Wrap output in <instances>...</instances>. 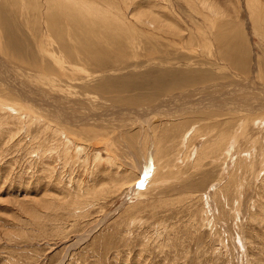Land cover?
<instances>
[{
  "label": "rangeland",
  "instance_id": "1",
  "mask_svg": "<svg viewBox=\"0 0 264 264\" xmlns=\"http://www.w3.org/2000/svg\"><path fill=\"white\" fill-rule=\"evenodd\" d=\"M222 2L233 7V13L234 6L226 0ZM237 2L235 6L239 7V11L231 17L237 23L236 33L244 41L241 42L242 60L246 67L239 73L249 78L252 71L256 74L264 70V46L258 32L249 22L244 0ZM22 5L21 0H0L2 51L18 64L21 62V66H29L32 62L30 67H36L37 71L43 70L52 78L60 75L63 77L62 84L69 86L66 89L74 90L78 95L83 91L81 86L87 84L88 89L84 90L94 92L93 99L98 103L93 108L100 110L103 107L101 111L104 113L107 109L113 114L120 109L125 112L134 109L138 105L135 104L136 100L146 103L145 107H153L167 95L187 92L198 86V80L201 81L204 74L196 71L213 69V64L205 60L204 52L196 41L182 49L161 48V52L150 56L151 53L146 52L150 48L147 46H166V43L160 40L148 43L145 38H141L139 54L127 56L125 60L127 65L139 63L140 70H126L104 80H97V77L93 82L79 73L75 79H83L71 87L70 80L73 77H64V72L60 74L58 70L63 68L53 60L58 55L55 53L57 49L42 55L37 49L32 52V47H28L25 42V34L22 32V35L16 25V11H20ZM185 10L181 8L183 16L188 15ZM124 36L120 40L125 41L130 35ZM193 49L200 52L196 53ZM110 53L108 55L114 57L113 51ZM172 59H176L174 63L188 62L192 69L186 75L178 73L173 77L162 76L157 71L148 72L161 61L172 62ZM73 66H65V73L70 74ZM218 79L220 76L215 81ZM27 83L29 88L35 84L32 81ZM8 92L0 85V100L10 99L8 101L14 103L19 99L13 95V91ZM157 94L159 96L151 99ZM145 96L150 99H145ZM133 100L135 105L130 106ZM167 107L160 110L154 108L155 111L157 109V117L152 123L157 139L158 172L151 177H148L147 169L146 175H142L141 168L144 167L141 155L152 151L151 144L146 151L143 150L147 144L146 126L141 121L131 122L133 116L128 113L123 117L115 116L118 120L126 119L128 127L123 126L124 123L119 126L109 121L107 129L94 128L86 136L89 143L75 140L79 143L78 148L73 143L75 150H72L76 154L77 149L81 150L79 156L73 152V159H67L63 157L65 152L56 155L57 151L53 155L42 156L50 143L55 145L56 142V147L59 145L60 140L57 141L56 135L41 131V126L34 125L22 110L21 116L20 111L15 114L10 108L4 111L0 109V264H264V171L255 176L247 173L246 169L251 167L245 165L244 160L250 152L257 151L259 145L264 152V138L259 139L260 143L251 144L249 140L252 137L242 131L244 127H240L238 133L242 134L238 142L241 147L238 148L237 143L234 148L236 152L233 150L235 157L241 156L239 164L233 165L230 158V166L223 160L216 164L210 158L204 163L207 168L203 171L195 167L190 143H181L182 136L191 129L192 121L169 122L164 116L168 114ZM18 115L23 120H16ZM259 121L261 124L258 127L264 128L262 121ZM25 124H32V128H26ZM198 131V128H192L188 138L200 135ZM195 145L201 149L202 142L196 140ZM39 151L41 153L37 156L36 152ZM223 162L229 171H233L234 178L219 183V179L226 175L220 167ZM153 163L152 158V166ZM260 168L263 169V166ZM54 169L57 174H54ZM116 172L123 173L127 179L122 176L120 179L116 175L110 180ZM62 178L65 179L63 182ZM76 183L80 185L81 191L72 188ZM237 183L241 186L239 184L238 187ZM237 188L241 189L239 193ZM93 196L90 204L93 208L88 209L86 214H78L77 218L67 216L66 225L63 222L55 223L51 218L61 207L75 214L82 202ZM37 215L41 219H37ZM62 215L66 216L65 213Z\"/></svg>",
  "mask_w": 264,
  "mask_h": 264
},
{
  "label": "bare ground",
  "instance_id": "2",
  "mask_svg": "<svg viewBox=\"0 0 264 264\" xmlns=\"http://www.w3.org/2000/svg\"><path fill=\"white\" fill-rule=\"evenodd\" d=\"M21 1L23 4L21 10L16 11L18 14L16 20L18 24L16 25L21 30V34H25V42L28 47H32V52H35L34 50L37 49L42 55H46L51 49L54 52L57 49L59 52L56 51L55 53L58 55L53 60L63 68L58 70L60 74L64 72V77H73L70 80L71 87L75 85L76 81L83 79H75L79 73H83L88 81L92 80L91 82H93L97 77H99L97 80H104L105 78L114 76V74H122L126 70H140L141 68H138L140 67L139 63L127 65L125 60L127 56L133 57L139 54L138 50L141 47V38H145L148 43L153 42V40H160L166 43V46L162 44L145 46L146 48L150 47L146 51L147 53H151L150 56L161 52V48L180 47L182 49L187 44L192 45L196 41L204 52L203 56L205 60L213 64L212 71H207L205 68L206 71L194 68L202 71H194L195 73L204 74L201 76V81L198 80L199 85L194 86V89L180 92V94L172 93L173 95L159 98L160 101L154 104L155 106L153 107H145L146 103L141 100H136L135 104L138 105H135L133 100L130 101L133 102L132 104L129 101L128 104H131L130 106L135 105L136 108L134 107V109H128L126 112L120 109L115 111L114 114L113 112L111 113L110 109H107L104 113L101 111L104 109L103 107L100 110L93 108L98 103L94 101L96 100L93 99L95 95L93 96L94 92H90V88V93L85 91L88 89L87 84L82 85L81 88L80 85L78 86L83 90L81 95H78L74 90L66 89L69 86L62 84L63 77L60 75L52 78L46 75L45 71H37L36 67H30L32 66V62L29 66H21V62L18 64L16 60L11 59L7 53L2 51L0 39V85L7 91L9 90V92L13 91V95H17L19 98H14L16 99L14 103H12V100L9 102L8 100L10 99H5L8 102L0 100V109L4 111L10 108L15 114L20 111L21 116L23 115V111L26 118L34 122V125L41 126V131H49L52 135H56L57 141L58 139L60 140L59 145L56 147V142H54L55 145L50 143L43 150L42 156L47 154L53 155L52 153L57 151L56 155H59V153L62 155L65 152L64 158L73 159V143H76L75 148H78V142H88V137H86L89 135L88 132L94 131V128L98 130L107 129L106 124L109 121L118 123L119 126L124 123L123 126L126 125L128 127L125 123L126 119H115V116L119 117L120 115L123 117V115L128 113L129 116H133L131 122L141 121L146 126L145 135L147 136V144L144 143L146 149L143 150L146 151L151 144L152 151L150 150L149 154L147 151L145 155H141L144 158V167L141 168L142 175H146L148 171V177H151V175H155L158 172V159L156 161L157 139L152 120L157 117V109L160 110L165 106H169L167 107L168 114L164 115L169 119V122H173V120L192 121L191 129H199L197 133L200 135H193L188 138V133L191 130L189 129L188 133L182 136L183 139L181 140L183 141L181 143H190L195 167L203 171L207 168V164L205 165L204 163L210 158L216 164L221 160L228 162L229 158L233 162V165L239 164L241 156L235 157L236 155L233 152L237 143L238 148L241 147L238 142L242 134L239 135L238 133L240 127H244L242 131H246L252 137V140H249L251 144L254 142L260 143L259 139L262 140L264 138V134L262 135L264 128L258 127L261 124L259 120L262 121V126L264 125V70L260 69L262 70L261 73L258 72L256 74L252 71L249 78H245L239 73H242L246 68L244 60H242L243 45H241V42L244 41L241 35L236 33L237 23L234 21V17H231L234 15V12L237 13L239 11V7L235 6L238 0H226L234 6L233 13V7L230 8L222 4V0ZM230 4L228 5L230 6ZM244 6L248 11L249 22H251L256 33L258 32V36L262 39L264 46V0H244ZM143 8L147 11H142L141 9ZM181 8L186 9L185 11L188 12V15L183 16ZM36 15H38L37 18H35ZM122 35L130 36L123 41L120 40ZM193 50L196 53L200 52L199 50ZM109 51H113L114 57L108 55L111 54ZM171 57L173 58V55ZM175 60L172 59V62ZM172 62L161 61V64L155 66L151 71L147 70L150 73L157 71L162 76L173 77L177 76L178 73L186 75L192 69L189 68L188 62L187 64L179 63L182 61H178V63ZM36 63L37 61L33 65L35 66ZM149 63L150 61L148 65ZM72 64L74 66L70 68V74L65 73L64 67L72 66ZM50 67L54 66L51 65ZM89 67H92V69ZM225 70L229 72H223ZM27 76L31 79L29 81L35 83L33 87L29 88L26 86L29 84L27 83L29 81L26 82ZM219 76L220 79L215 81L216 77ZM56 82L58 83L56 84ZM156 96H159V94L151 97V99ZM145 99L150 98H146L145 96ZM19 101L23 102V104H20ZM113 103L112 106H114ZM175 103L178 105L176 106ZM154 108H157L156 111ZM25 111H30L31 113L26 114ZM110 113V116H114L113 118H110ZM20 115H18L19 117L16 120H23ZM18 121L17 123H19ZM127 122L130 121L128 120ZM25 127L31 129L32 124L31 126L25 124ZM78 137L82 140L79 141ZM122 140L124 139L122 138ZM196 140L202 142L201 149L196 147ZM258 147L257 151L250 152L249 157H245L244 159L246 161L245 165L251 167L246 169L247 173H253L254 176L260 175L264 171L263 147L261 145ZM80 151L77 149L78 154ZM40 153V151L36 152L37 156ZM78 154L76 155L79 156ZM152 158L154 162L153 166ZM228 164L230 166L229 162ZM261 166H263V169L260 168ZM220 167L224 169V174L226 175L219 179V183L223 182V180L227 181V178L230 180L234 178L233 171H229L226 163L223 162ZM146 169L147 171H145ZM53 172L57 174L55 169ZM239 173H241V170ZM116 175L122 176L125 180L127 179V176L123 175V173L116 172L114 175L112 174L110 180L114 179ZM64 180L62 178V182ZM134 182H132L133 185L135 184ZM239 184L237 183L236 185L238 186ZM72 188L81 191V187L77 183ZM239 190L241 189L237 188L236 191L239 193ZM214 196L212 195V197ZM93 198L94 196L84 200L75 214L61 207L56 215L51 218L54 219L55 223L63 222L65 224L68 222L65 219L67 216L72 219L73 217L77 218L78 214H86L88 209H92L93 206L90 204L93 202ZM61 206H63L62 203ZM63 213L66 216H63ZM37 219H41V217L37 215Z\"/></svg>",
  "mask_w": 264,
  "mask_h": 264
}]
</instances>
